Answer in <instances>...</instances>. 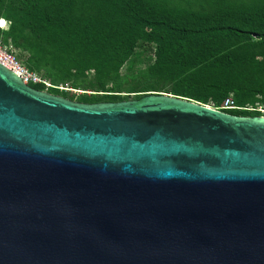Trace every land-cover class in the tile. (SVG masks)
<instances>
[{
    "label": "water",
    "instance_id": "1",
    "mask_svg": "<svg viewBox=\"0 0 264 264\" xmlns=\"http://www.w3.org/2000/svg\"><path fill=\"white\" fill-rule=\"evenodd\" d=\"M262 119L71 103L0 65V264H264Z\"/></svg>",
    "mask_w": 264,
    "mask_h": 264
},
{
    "label": "trees",
    "instance_id": "2",
    "mask_svg": "<svg viewBox=\"0 0 264 264\" xmlns=\"http://www.w3.org/2000/svg\"><path fill=\"white\" fill-rule=\"evenodd\" d=\"M72 1L0 0V16L10 21L11 33L16 32V25L33 31L36 39L55 54V65L65 74L73 72L78 77L91 70L100 87L117 78L137 40H148L155 31H161L159 36L164 42L174 37L189 43L181 51L158 45L157 57L149 68L164 71L178 81L170 94L206 105V97L189 90V86L198 85L214 96L215 107L229 93L238 106L260 101L264 107L263 63L258 75L243 80L244 51L220 49L212 43L218 34L241 42L254 38L253 46L264 50V0H203L206 9L191 12L189 17L160 11L157 4L153 9L147 0H83L84 5L93 6L96 11L76 15L67 10ZM160 1L165 6V1ZM32 88L42 90L39 85ZM60 91L87 94L71 88ZM222 112L242 117L258 115L235 110Z\"/></svg>",
    "mask_w": 264,
    "mask_h": 264
},
{
    "label": "rangeland",
    "instance_id": "3",
    "mask_svg": "<svg viewBox=\"0 0 264 264\" xmlns=\"http://www.w3.org/2000/svg\"><path fill=\"white\" fill-rule=\"evenodd\" d=\"M163 1H165L164 4L167 8L162 5L163 2L161 3L160 0H147L149 4L151 3L153 9L157 4L161 7L160 11L169 10L173 11L175 15L181 14L184 17H189L191 12L196 13L199 12L200 9H206L203 0ZM83 3V0H74L70 3L67 10L69 9L68 11L76 15H91L96 11V8L93 6H86ZM1 18L2 21L0 22V25L3 29L0 30V43L12 51L22 66L29 71L34 72L37 77L44 80L46 83L52 86H63L64 90H69V88H71L87 91V94H79L70 91L63 92L50 88L46 91L49 95L76 104L94 105L128 102L136 100L146 93H163L172 95L170 93H172L175 87L178 86V81L174 77H168V74L164 71H151L149 68L153 65L157 57L158 45L164 49L169 48L171 51H181L180 49L187 48L185 46L189 45L187 40H177L174 37H169L167 42H164L159 36L161 31H155L153 33V38L150 37L148 40L144 39L136 41L131 56L119 69L117 78L114 81H106L103 87H100L96 84L91 70L85 71L82 76L80 75L78 77L77 75L73 76V72L65 74L55 65V54H53L48 48H45L43 44L36 39L33 31L29 30L27 26H17L15 23L16 32L11 33V23L8 18L0 16V19ZM212 40V43L216 44L220 49L240 48L244 51L246 59V74L245 76H242L243 80L250 76L258 75L262 63L263 66L261 67H264V50L257 49L253 46V44L256 43L254 38L241 42L223 34H218L215 35ZM43 88L44 87L41 86V89ZM189 90L197 96L206 97L205 104L215 107V98L208 91L201 89L198 85L189 86ZM89 92L95 94H89ZM227 96L234 97L232 93H229ZM243 106L264 108L260 101H256L254 104H245Z\"/></svg>",
    "mask_w": 264,
    "mask_h": 264
},
{
    "label": "built area",
    "instance_id": "4",
    "mask_svg": "<svg viewBox=\"0 0 264 264\" xmlns=\"http://www.w3.org/2000/svg\"><path fill=\"white\" fill-rule=\"evenodd\" d=\"M0 65L5 69L12 72L22 84L32 88L34 85L43 86L44 88L40 91L46 92L49 88L57 90V86H52L46 83L44 80H41L35 75L34 72L29 71L27 68L22 66L19 61L16 59L12 51L0 43ZM217 111L224 110H235L243 111L247 113H257L256 116L264 117V108L261 107H251V106H238L236 101L232 96L225 97L218 106L214 107Z\"/></svg>",
    "mask_w": 264,
    "mask_h": 264
},
{
    "label": "bare ground",
    "instance_id": "5",
    "mask_svg": "<svg viewBox=\"0 0 264 264\" xmlns=\"http://www.w3.org/2000/svg\"><path fill=\"white\" fill-rule=\"evenodd\" d=\"M1 21H2V19H0V22H1ZM0 29H3V27H1V25H0ZM56 89L64 90V88L61 87V86H57ZM173 96H174V97H180V96H175V95H173ZM181 99H186V98L181 97ZM201 105L205 106V107L208 108V109L215 110L214 108H211V107L208 106V105H204V104H201ZM262 120H264V119H262Z\"/></svg>",
    "mask_w": 264,
    "mask_h": 264
}]
</instances>
